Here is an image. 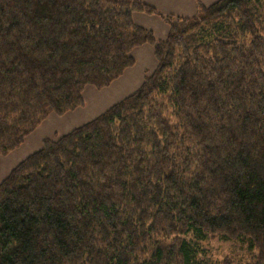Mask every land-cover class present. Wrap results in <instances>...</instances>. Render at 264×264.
Segmentation results:
<instances>
[{
	"label": "trees",
	"instance_id": "trees-1",
	"mask_svg": "<svg viewBox=\"0 0 264 264\" xmlns=\"http://www.w3.org/2000/svg\"><path fill=\"white\" fill-rule=\"evenodd\" d=\"M264 0L134 22L142 0H0V155L155 47L143 85L45 139L0 183V264H205L249 240L264 264Z\"/></svg>",
	"mask_w": 264,
	"mask_h": 264
},
{
	"label": "rangeland",
	"instance_id": "rangeland-1",
	"mask_svg": "<svg viewBox=\"0 0 264 264\" xmlns=\"http://www.w3.org/2000/svg\"><path fill=\"white\" fill-rule=\"evenodd\" d=\"M154 7L158 14L134 13V22L150 31H153L158 40H165L169 26L162 16L175 15L191 18L198 12L199 5L210 6L218 0H142ZM263 7L260 12H263ZM136 59L135 64L109 87L98 89L88 85L84 90V105L64 115L51 113L49 117L28 137L25 143L10 154L0 155V183L8 177L11 171L24 159L38 151L45 139L57 140L61 136L87 124L113 105L120 103L135 93L152 75L157 68L158 61L155 47L145 44L132 52ZM205 249L203 261L205 264H248L257 255V248L251 247V242L245 240H230L210 238L202 243Z\"/></svg>",
	"mask_w": 264,
	"mask_h": 264
},
{
	"label": "crops",
	"instance_id": "crops-1",
	"mask_svg": "<svg viewBox=\"0 0 264 264\" xmlns=\"http://www.w3.org/2000/svg\"><path fill=\"white\" fill-rule=\"evenodd\" d=\"M181 17H182V16H181ZM108 87H109V86H108ZM29 136H30V135H29ZM29 136H28V137H29ZM28 137H27V138H28ZM25 141H26V140H25Z\"/></svg>",
	"mask_w": 264,
	"mask_h": 264
}]
</instances>
